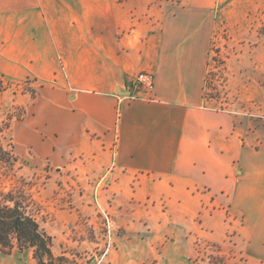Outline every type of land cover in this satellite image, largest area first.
Here are the masks:
<instances>
[{
	"label": "crops",
	"instance_id": "1",
	"mask_svg": "<svg viewBox=\"0 0 264 264\" xmlns=\"http://www.w3.org/2000/svg\"><path fill=\"white\" fill-rule=\"evenodd\" d=\"M52 1L0 0V74L36 65L34 75L51 76L62 55L68 84L43 87L36 102L53 111L59 144L86 140L106 158L105 178L207 189L242 219L247 251L264 256V124L204 99L215 0L167 7L139 41L117 29L143 0H86L49 21ZM143 70L154 74L150 97L133 88ZM138 243L123 247L122 260L101 264H144L131 250Z\"/></svg>",
	"mask_w": 264,
	"mask_h": 264
},
{
	"label": "rangeland",
	"instance_id": "2",
	"mask_svg": "<svg viewBox=\"0 0 264 264\" xmlns=\"http://www.w3.org/2000/svg\"><path fill=\"white\" fill-rule=\"evenodd\" d=\"M183 2L143 0L140 11L128 13L118 36L142 40L147 29L157 28L167 7ZM83 3L52 1L48 19L67 17L71 5ZM214 4L206 106L249 113L264 124V0ZM36 68L17 66L15 75L0 74V125L5 148L15 159L0 185L5 191L21 188L32 199L29 210L50 236L53 255L65 259L62 264H101L109 256L122 260L123 247L138 241L131 250L144 264H264V256L246 249L239 233L242 219L207 189L182 193L144 179L105 178L107 160L96 158L86 140L75 147L59 144L53 111L36 102L43 87L68 84V66L57 55L54 75H34ZM0 264L36 263L32 251L14 248L0 252Z\"/></svg>",
	"mask_w": 264,
	"mask_h": 264
},
{
	"label": "trees",
	"instance_id": "3",
	"mask_svg": "<svg viewBox=\"0 0 264 264\" xmlns=\"http://www.w3.org/2000/svg\"><path fill=\"white\" fill-rule=\"evenodd\" d=\"M3 127L0 125V176L12 162L10 150L4 145ZM32 199L21 188L5 191L0 185V252L10 254L32 251L36 264H62L63 257H55L51 250V238L41 227L36 215L30 212Z\"/></svg>",
	"mask_w": 264,
	"mask_h": 264
},
{
	"label": "built area",
	"instance_id": "4",
	"mask_svg": "<svg viewBox=\"0 0 264 264\" xmlns=\"http://www.w3.org/2000/svg\"><path fill=\"white\" fill-rule=\"evenodd\" d=\"M154 83V74L151 71L143 70L136 75L133 88L141 95L150 97L154 92Z\"/></svg>",
	"mask_w": 264,
	"mask_h": 264
}]
</instances>
